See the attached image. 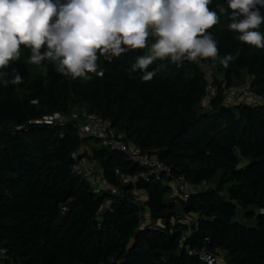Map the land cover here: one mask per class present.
<instances>
[{
	"label": "trees",
	"instance_id": "trees-1",
	"mask_svg": "<svg viewBox=\"0 0 264 264\" xmlns=\"http://www.w3.org/2000/svg\"><path fill=\"white\" fill-rule=\"evenodd\" d=\"M219 6L226 13L208 31L219 56H232L227 68L211 58L180 66L157 60L148 69L153 79L142 82L127 69L146 50H133L111 63L100 57L102 78L73 79L54 63H29L21 45L19 58L0 69L23 77L19 85L0 82V264H208L203 251L223 253L227 264H264V102L229 104L225 94L250 83L264 98V49L236 39L227 0L209 8ZM256 30L264 33V24ZM205 64L218 87L209 103ZM80 111L108 119L113 134L158 155L173 178L195 188L190 198L175 194L173 178L125 182L145 169L97 138H81L77 121L31 124L54 113L82 118ZM75 153L93 165L96 182L100 166L97 185L74 173ZM240 210L253 225L236 221Z\"/></svg>",
	"mask_w": 264,
	"mask_h": 264
},
{
	"label": "clouds",
	"instance_id": "clouds-1",
	"mask_svg": "<svg viewBox=\"0 0 264 264\" xmlns=\"http://www.w3.org/2000/svg\"><path fill=\"white\" fill-rule=\"evenodd\" d=\"M211 2L0 0V69L19 58L21 45L31 51L29 63H54L58 73L73 79H91L89 73L102 78L100 57L111 63L133 50H146L127 69L130 76L139 72L142 82L153 79L155 72L148 69L157 60L180 66L185 60L211 58L227 68L232 56H219L218 43L208 31L226 9L210 10ZM227 8L228 28L238 33L236 39L264 49V33L256 30L264 24V0H227ZM0 82L19 85L23 77L13 68L11 73L0 71Z\"/></svg>",
	"mask_w": 264,
	"mask_h": 264
},
{
	"label": "built area",
	"instance_id": "built-area-1",
	"mask_svg": "<svg viewBox=\"0 0 264 264\" xmlns=\"http://www.w3.org/2000/svg\"><path fill=\"white\" fill-rule=\"evenodd\" d=\"M202 69L204 70L206 78L210 81V85L206 90V101L209 103L211 97L218 92V87L214 85L211 67L208 64H205L202 65ZM225 94L226 97L231 96L232 98H237L236 100L242 103L262 104L264 102L262 96L253 92L250 83H244L238 87L226 89ZM80 112L82 118L78 117L77 114L69 118L62 113H54L46 115L42 119L35 120L31 122V124L52 126L77 121L81 138H97L102 142L104 147L124 152L132 162L145 169V172L139 176L124 177L125 182H135L139 178L144 179L147 177L155 178L157 180L173 178L172 170L160 161L158 155L143 152L139 147L128 143L122 134H113L111 129L112 124L108 119L89 115L85 111ZM73 158L76 161L73 166L74 173L84 177L92 185H97V182L94 180L95 171L93 165L85 159H79V154L77 153L73 154ZM117 174H119V171H117ZM171 184L175 194L184 200H188L191 194L195 191V188L183 177L173 178ZM200 256L201 259L208 264H219L217 261L219 256L212 255L207 251H203Z\"/></svg>",
	"mask_w": 264,
	"mask_h": 264
},
{
	"label": "rangeland",
	"instance_id": "rangeland-1",
	"mask_svg": "<svg viewBox=\"0 0 264 264\" xmlns=\"http://www.w3.org/2000/svg\"><path fill=\"white\" fill-rule=\"evenodd\" d=\"M236 99L237 98H232L231 96H228L227 97V102H232V103L235 104V103L238 102ZM94 145L95 144L91 142L87 146H88V148H91ZM96 166H97V172L99 174L95 173V175H96L95 178L99 180L100 177H101L100 174L102 173V170H101V168H100V166L98 164ZM98 180H97V183H98ZM212 187H214V184H212V183L211 184H205V185L197 188V190H207V189L212 188ZM138 196H139V200L143 204V202H144V194L141 192V193L138 194ZM182 221L185 222V223H195L196 216H186V217H184L182 219ZM236 221L241 222V223H245L247 225H253L254 224V223H251V222H249V221H247V220H245L243 218V211H241V210L239 211V213H238V215L236 217ZM143 223H144V225H147V224L151 223L150 214H149L148 210H145V209L143 210ZM217 261L219 262V264H227L225 262V255L223 253H221V252L219 253V257L217 258Z\"/></svg>",
	"mask_w": 264,
	"mask_h": 264
},
{
	"label": "crops",
	"instance_id": "crops-1",
	"mask_svg": "<svg viewBox=\"0 0 264 264\" xmlns=\"http://www.w3.org/2000/svg\"><path fill=\"white\" fill-rule=\"evenodd\" d=\"M229 104H234V103H232V102H228Z\"/></svg>",
	"mask_w": 264,
	"mask_h": 264
}]
</instances>
